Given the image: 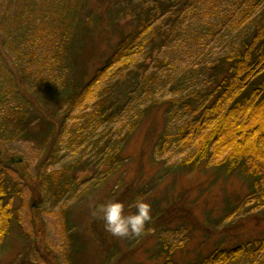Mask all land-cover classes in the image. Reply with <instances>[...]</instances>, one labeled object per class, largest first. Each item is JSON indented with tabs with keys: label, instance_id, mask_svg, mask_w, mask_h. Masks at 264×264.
Returning a JSON list of instances; mask_svg holds the SVG:
<instances>
[{
	"label": "trees",
	"instance_id": "1",
	"mask_svg": "<svg viewBox=\"0 0 264 264\" xmlns=\"http://www.w3.org/2000/svg\"><path fill=\"white\" fill-rule=\"evenodd\" d=\"M89 1L47 0L43 9L52 25L48 33L42 32V43H36L40 35L24 37L15 55L18 62H13L14 66L0 63V141L28 138L45 151L37 175L42 194L38 198L43 205L60 207L65 237L71 236L68 206L83 188L97 187L102 181L99 179H107L120 168L122 148L134 128L129 124L111 132L101 130L104 123L115 122L116 105L110 102L109 92L104 95L102 91V100L95 101L97 87L110 73L145 66L148 58H153L154 46L159 47L160 55L180 43L185 52H206L218 42L232 43L231 51L191 72L196 78L190 80L200 81L187 87L179 98L176 108L187 118L176 127L172 138L181 150L180 169L193 172L201 167L214 168L226 178H244L249 193L230 207L228 218L264 213V0H126V6L118 11L123 17L129 14L135 18V33L124 36L105 67L80 88L71 86L68 77L75 37L84 22L80 14ZM39 4L30 0L29 8ZM134 9L141 10L140 14L135 15ZM200 15L203 22L193 29L186 43L185 34ZM34 63L44 69L42 75L33 78L37 89L30 86L31 77L22 70ZM19 76L27 83V90L15 80ZM45 98L54 103L52 115L44 113ZM168 134L158 145L160 153ZM10 172L9 165L0 160V249L18 218L15 202L23 192L21 182L11 181L14 173ZM79 173L93 176L79 182ZM183 246L170 238L162 241L165 264H174L175 250ZM241 263L264 264V239L231 250L216 249L193 264Z\"/></svg>",
	"mask_w": 264,
	"mask_h": 264
},
{
	"label": "rangeland",
	"instance_id": "2",
	"mask_svg": "<svg viewBox=\"0 0 264 264\" xmlns=\"http://www.w3.org/2000/svg\"><path fill=\"white\" fill-rule=\"evenodd\" d=\"M29 1L0 0V63L14 66L21 39L40 35L36 43H42L45 38L42 32L51 30L52 24L47 15L45 18L43 9L47 0H38L39 7L34 9L29 8ZM88 3L80 14L84 22L75 37L68 77L71 86L80 85V88L105 67L120 40L133 35L137 28L135 18L129 14L123 17L118 11L126 6V0ZM140 12L134 9L135 15ZM195 21L185 34L186 43L190 42L193 29L203 22L201 15ZM181 45L163 50L160 55L159 47L154 46L153 58H148L145 66L133 65L131 70L110 73V77L103 78L101 85L96 86L99 92L95 101H101L109 92L110 102L116 105L115 122L104 123L101 130L126 128L129 124L134 128L122 148L120 168L107 179H99L102 181L97 187L88 186L85 191L83 188L81 195L68 206L70 237H65L60 207L43 205L38 198L42 194L37 175L45 151L28 138L0 141V160L14 173L10 175L11 181L21 182L23 189L15 202L18 218L0 249V264H104L105 261L165 264L167 260L160 245L169 238L184 244L175 250L172 263L193 264L216 249L231 250L264 239V213L227 217L230 207L239 204L249 193L242 176L226 178L214 168L201 167L193 172L180 169L181 150L172 134L187 116L180 115L181 109L176 108L179 98L187 87L200 81H191V77L196 78L191 72H198V67L213 63L223 52L231 51L232 43L218 42L206 52H185ZM140 56L144 58L145 54ZM25 68L23 74L27 72L25 75L31 77L30 86L39 88L33 78L42 75L44 69L36 63ZM15 80L28 89L20 76ZM45 99L44 113L54 114V103ZM36 109L42 113L37 106ZM166 133L171 134L164 152L160 153L158 145ZM77 176L82 182L93 173ZM137 197H144L151 205V223L139 237L111 236L104 230L98 208L112 200L128 205ZM47 256L51 259L48 262Z\"/></svg>",
	"mask_w": 264,
	"mask_h": 264
},
{
	"label": "clouds",
	"instance_id": "3",
	"mask_svg": "<svg viewBox=\"0 0 264 264\" xmlns=\"http://www.w3.org/2000/svg\"><path fill=\"white\" fill-rule=\"evenodd\" d=\"M97 211L104 230L118 239L141 236L152 221V208L144 197H137L128 205L112 200ZM96 214L93 212V216Z\"/></svg>",
	"mask_w": 264,
	"mask_h": 264
}]
</instances>
